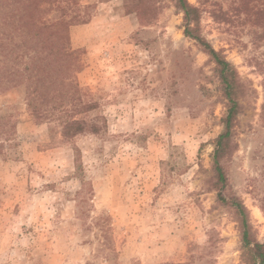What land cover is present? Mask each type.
Segmentation results:
<instances>
[{
	"label": "rangeland",
	"instance_id": "1",
	"mask_svg": "<svg viewBox=\"0 0 264 264\" xmlns=\"http://www.w3.org/2000/svg\"><path fill=\"white\" fill-rule=\"evenodd\" d=\"M188 2L249 88L223 193L242 200L264 242V26L245 13L264 0ZM67 18L74 80L93 104L77 117L98 131L65 139L29 112L23 85L0 88V116L13 123L0 127V264H240L211 161L225 100L182 12L173 0H76Z\"/></svg>",
	"mask_w": 264,
	"mask_h": 264
},
{
	"label": "trees",
	"instance_id": "2",
	"mask_svg": "<svg viewBox=\"0 0 264 264\" xmlns=\"http://www.w3.org/2000/svg\"><path fill=\"white\" fill-rule=\"evenodd\" d=\"M173 1L183 14L184 35L194 39L214 63L225 100L221 118L223 131L216 138L211 160L217 200L232 210L237 222L242 249L240 264H264V242L253 235L247 207L238 196L223 193L227 175L221 161L236 147L234 126L249 88L235 66L201 35L200 9L188 0ZM124 4L128 9L134 5L126 1ZM75 5L76 0H0V88L23 85V98L29 112L37 120L55 122L65 139L84 131H98L96 120L77 117L93 104L82 99L73 75L78 62L76 50L70 44L69 26L71 18L76 22L82 18L76 14L67 18V15ZM48 10H56L58 15L45 21L42 14ZM245 11L252 21L264 26V5L252 12L249 8ZM261 113L264 120V103ZM4 118L0 116V130L9 133L13 123L4 124ZM76 152L78 150L74 152L75 160ZM75 169L78 172L80 165L75 164Z\"/></svg>",
	"mask_w": 264,
	"mask_h": 264
}]
</instances>
